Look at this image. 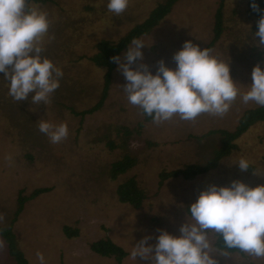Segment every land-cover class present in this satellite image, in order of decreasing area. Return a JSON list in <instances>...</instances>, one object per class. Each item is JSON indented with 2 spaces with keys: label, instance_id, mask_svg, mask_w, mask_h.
<instances>
[{
  "label": "rangeland",
  "instance_id": "rangeland-1",
  "mask_svg": "<svg viewBox=\"0 0 264 264\" xmlns=\"http://www.w3.org/2000/svg\"><path fill=\"white\" fill-rule=\"evenodd\" d=\"M51 1L34 4L48 11L53 20L49 35L54 34L55 39L45 44L42 55L64 73L50 103L32 104L31 96L29 100L14 101L7 94L8 81L0 73V226L8 225L12 218L18 191L23 190L22 196H27L36 188H49L25 202L12 227L28 264H41L37 252L43 254L44 264H117L89 248L90 243L106 237L127 252L122 264H151L140 257L130 259L132 247L145 236L151 237L148 244L154 245L158 230L179 236L180 226L190 216V205L208 186H230L233 180L253 188L264 185V122H257L241 135L236 140L237 148L216 168L191 179L170 177L159 184L163 170L203 163L220 138L218 134L200 139L195 136L216 128L232 130L247 109L258 106L244 104L240 97L222 118L203 114L195 122H186L174 117L157 125L152 120L143 121L141 109L128 103L122 91L126 80L116 64L102 106L92 113H74L94 105L103 87L105 69L88 59L95 53L96 44L101 40L117 42L165 0H130L120 16L108 11L109 0ZM247 3L224 0L223 33L210 47L213 55L230 61V75L242 92L252 83L254 66L264 68V48L256 46L259 37L253 38L260 18L248 13ZM218 4L219 0L176 2L148 35L139 38L146 44L141 49L144 60L132 67L145 63L155 75L158 61L163 59L167 67L175 68L172 57L188 40L203 50L212 38ZM127 48L119 54L122 61ZM41 119L67 123V139L52 144L38 130ZM139 122L143 123L140 128ZM119 125L131 130L127 151L137 163L111 180L109 165L125 150H109L105 143L107 139L118 142L123 138V133L115 130ZM7 156H11V162ZM241 158L249 162L247 171L239 168ZM130 176L136 178L145 194L139 208L121 203L116 197L117 184ZM63 226L77 229L78 235L66 237ZM215 258L219 264H239L243 254ZM0 264H14L1 238Z\"/></svg>",
  "mask_w": 264,
  "mask_h": 264
},
{
  "label": "clouds",
  "instance_id": "clouds-1",
  "mask_svg": "<svg viewBox=\"0 0 264 264\" xmlns=\"http://www.w3.org/2000/svg\"><path fill=\"white\" fill-rule=\"evenodd\" d=\"M129 4L130 0H109L107 9L120 16ZM251 8L264 13L255 0ZM52 24L49 12L34 5L33 0H0V73L8 81V96L16 102L31 96L32 104L48 105L60 87L62 69L42 55L45 44L55 39L54 34L49 35ZM257 26L253 38L259 37L256 46L264 48V14ZM145 45L142 39L133 38L123 61L120 56L111 59L126 80L122 91L128 103L151 117L154 124L174 117L195 122L203 114L222 118L238 97L244 104L264 107V68L259 64L252 70L249 89L242 92L230 75V61L213 55L210 48L201 50L191 40L174 53L175 68L167 67L161 59L155 75L145 63L134 69L132 65L144 60L141 49ZM38 130L52 144L63 142L69 135L64 122L41 119ZM6 159L11 162L12 158ZM238 164L241 171L250 167L244 158ZM189 212L179 236L158 230L154 245L148 244L151 237L145 236L132 247L130 259L140 257L151 264H219L216 255L232 257L229 250H238L243 254L239 264L264 261V185L253 188L239 180L230 186L210 185L199 193ZM214 238L222 241V248L215 245ZM37 257L44 264L43 254L37 252Z\"/></svg>",
  "mask_w": 264,
  "mask_h": 264
},
{
  "label": "trees",
  "instance_id": "trees-1",
  "mask_svg": "<svg viewBox=\"0 0 264 264\" xmlns=\"http://www.w3.org/2000/svg\"><path fill=\"white\" fill-rule=\"evenodd\" d=\"M178 1L179 0H165L163 3L158 4L150 12L145 21L133 27L117 42L101 40L96 44L95 53L89 56L88 59L97 67L105 69L103 75V87L101 89L100 96L94 105L80 112L74 111V113L84 115L87 113H92L102 106L108 94L112 71L116 66V63L112 62L111 58L114 56H119V54L130 45L133 38H140L141 36L148 35L160 23V21L170 13L173 5ZM252 2L253 0H248L247 11L251 16L260 18L261 14L264 13L253 11L251 8ZM33 3L45 5L53 2L51 0H33ZM255 3L258 4L261 10H264V0H255ZM223 6L224 0H219V4L214 14L212 38L205 48L213 47L223 33ZM259 58H261V56H259ZM150 120H152L151 117L143 114V121ZM257 122H264V107L256 106L247 109L239 118L237 125L232 130L216 128L207 131L201 136H195V138L200 139L203 136L218 134L220 138L218 140V145L213 148L211 155L203 163H188L183 167H178L167 171L163 170L159 173V184H162L164 179L170 177L181 176L184 179H191L196 175L206 173L209 170L216 168L222 158L229 156L232 151L237 148L236 140ZM142 125V122L138 123L139 128ZM115 130L117 133L122 132L123 138L119 139L118 142L114 141L113 139H107L105 144L109 150L120 148L124 149L125 152H123L120 158L110 163L108 168V177L111 180H115L119 175L124 174L137 163L136 157L127 151V137L130 135L131 130L126 128L125 125L116 126ZM28 157L31 156L28 154ZM48 190V187L36 188L32 190L27 196H22L23 190L18 191L16 207L12 214V218L10 219L8 225L0 226V238L5 242L8 249V254L13 259L14 264H28V262L23 252L17 245L16 238L12 230L13 224L17 221L18 215L22 212L25 202L34 199L38 195L45 193ZM115 193L119 202L127 203L134 208H139L143 199L145 198L144 191L138 186L134 176L127 177L125 180L118 183ZM62 230L65 236L68 238H73L78 235L77 229H71L68 226H63ZM215 245L220 248L223 247L222 241H220L218 238L215 240ZM89 248L93 253L101 257L115 260L117 264H122V259H124L127 254L123 247L116 244L108 237L90 243ZM229 251L234 254H242L238 250Z\"/></svg>",
  "mask_w": 264,
  "mask_h": 264
}]
</instances>
